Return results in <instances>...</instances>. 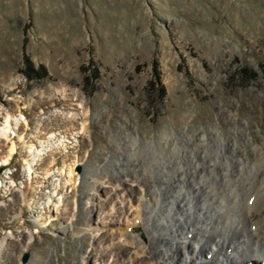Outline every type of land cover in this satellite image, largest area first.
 Masks as SVG:
<instances>
[{
	"label": "rangeland",
	"instance_id": "rangeland-1",
	"mask_svg": "<svg viewBox=\"0 0 264 264\" xmlns=\"http://www.w3.org/2000/svg\"><path fill=\"white\" fill-rule=\"evenodd\" d=\"M2 127L1 264H134L137 242L154 264L216 250L207 264H227L217 240L178 256L160 228L204 223L215 173H264V0H0ZM172 141L203 147L164 171ZM177 170L204 173L208 198L185 175L170 182ZM230 199L211 232L244 226ZM242 252L231 257H264Z\"/></svg>",
	"mask_w": 264,
	"mask_h": 264
},
{
	"label": "bare ground",
	"instance_id": "bare-ground-1",
	"mask_svg": "<svg viewBox=\"0 0 264 264\" xmlns=\"http://www.w3.org/2000/svg\"><path fill=\"white\" fill-rule=\"evenodd\" d=\"M11 121H12V117H10V119L7 122L8 126H9V123ZM8 130H7V127H2L0 129V135L7 137L8 136ZM205 136L206 135L203 134L200 137L202 139H205ZM130 139L132 140L133 144L137 140L135 138H130ZM165 143H168V138H166ZM173 143H174V141H172L171 147H173L175 149L176 146H174ZM202 147H203L202 145L197 144V143H196V146L193 147V145H190L189 142L185 145H180L179 148L175 149V152L172 154L171 157H169L168 159H165V161H168V163H167L168 165H166V164L163 165L164 171H166L167 168L170 171H171V169H174V171H175L176 166H180L181 164H183L182 163L183 158H189L190 159V161H188V165L193 163V161H195L194 159L197 156V155L194 156V154H198V152L200 153L202 150ZM177 149H178V152H177ZM13 150L14 151L16 150L15 145H13L11 148L12 152H14ZM163 150H164V147H163ZM174 156L177 157L178 164L173 163L174 162L173 161ZM207 157H208V155L205 156V158H202V157L197 158L198 159L197 162L199 164H205L204 167H206V168L207 167L210 168L209 162H205V159ZM213 158H214V160H216L215 156ZM170 164H172L173 168L172 167L170 168ZM198 165H197V167H198ZM119 170L122 171L123 168L121 167ZM177 172H178V170H177ZM194 172L193 173L192 172L191 173H181V171H180V175H179V172L178 173H171V178L169 179V181L171 182V180H172V182H174L176 184L178 181H181L182 177H184V175H185L188 178L187 183L189 184L190 189L192 191H194V195H196V193H200L199 195H203L204 197L206 196L208 198V196L210 195L211 192L207 191V188L206 189L204 188L205 184H204V181L202 180L204 173H194ZM215 175L217 177L220 176L219 183L217 182V184H215V182L212 181L214 186L216 187V189L219 192V193L215 192V196H218V201L220 202V204L217 205V203L214 201V199L208 198L210 200V202H213L212 205H215V206H213V208H211V209L209 208L207 210L209 216L204 220V223L200 222L198 220L192 219L191 217L188 216L189 218L188 219L186 218L185 222L189 221L190 223H192L190 225L180 224L181 221L179 219H173V224H171L169 226H166V224H165V225H163L164 227L160 228V229L164 230V231H167V228L170 229V230H168V231H170V234L169 233L168 234L170 236H174L173 241H171V246H172V249L175 248V253L178 256L181 254L182 251H184V249H187V248L192 246V243L189 242V240H191L197 244L198 249L200 250L199 253L201 252L200 254L203 253V250L205 249V247H207L210 244H215V241L217 240L218 244L221 247L220 250H225V252L230 253L229 256H227V264H264V261H262L264 259V257L262 258V260L256 261V263L254 262L255 258H253V257L248 258V256L245 259L243 258L241 260L238 259V260L234 261L237 254H239V253L243 254L242 251H246V252L251 251L250 254L255 253L258 255H264V173L263 174H259V173H215ZM177 176H179V179H180L178 181H176V179H175ZM173 179H175V180L173 181ZM182 181H184V180H182ZM196 185H200V186L196 187ZM210 189L215 191V189L213 187H211ZM230 190H231L232 194L230 193ZM166 193H168V192H165L164 194L166 195ZM207 194H208V196H207ZM229 194L231 195V199H230L231 205L242 206V209L240 211V215H239V217H237V220L240 223H244V226L240 228L237 225V227H235L236 226V224H234L235 222L233 220H230L228 222V224L231 225V228L229 229L228 232L226 231L227 229L225 230V232H223V231H220L219 233L211 232L212 231L211 229L208 230L209 227L210 228L212 227V229H214V227L218 228L219 222H221L220 220L223 219V216H225L226 219L229 218V212L227 210V207L225 206V204H226L225 195L229 196ZM157 195L155 194L154 198H152V200L154 201V207L152 209L159 208L160 199ZM147 197L149 198V201H150L152 196L148 195ZM169 198H174V195H172ZM164 199H166V201H167L168 197H165ZM197 199H199V198L195 199V196H194L193 201L196 200L198 203L199 200H197ZM182 200L183 201L188 200L186 202V205L190 206V203H191L190 198L188 199L187 196L185 195ZM199 203L201 204L202 202L199 201ZM172 204H173V201L169 202L168 205H172ZM205 205H206V203H205ZM135 206H137V205H135ZM138 206H140V205H138ZM163 206H164V204H163ZM221 206H222V210L224 212H221V210H220ZM170 208H172V207H170ZM190 208H192V207H190ZM190 208H187L186 211L182 210V212H186V213L189 212L190 213V211H191ZM201 212H202V210L199 211V213H201ZM170 213H171V211L168 212L167 216H169ZM174 216H176V213ZM133 217H132V219H133ZM230 218L232 219V217H230ZM141 221L142 220H140V218H139V213L137 212L135 214V218L133 220L134 226H130V227H133V231L135 229V226L141 227L139 229L140 231H143L146 229L144 227V225L142 224L143 221L142 222ZM248 225H249V227H248ZM226 226H227V224H226ZM226 228H228V227H226ZM185 230H187V233H184ZM221 230H222V228H221ZM227 233H229V235H227ZM168 234H164L165 238H161L162 235H159L158 240H161L162 242H166L168 239L167 238ZM175 236H178V237H175ZM176 238H177V240L179 238V241L182 240L185 247H182L181 243L179 241H177ZM203 241H204V245L201 246V243ZM4 245H5V242H2L0 244V264L2 261L1 258H2V254L4 251ZM134 245H135V249L138 250L140 253V259H138L136 257L134 259V264H139V262L143 263L146 260L149 261V263L154 264L156 256H154L152 254V252L147 251V249L149 248L147 243L145 244V243L137 242ZM193 250L194 249H192V255H194ZM150 251H152V250H150ZM234 252H239V253H235L236 254L235 257L232 258L231 255ZM127 253H128V255H130V254L132 255V256H130L131 259H133L136 256V254L133 253L134 254L133 255L130 250H128ZM216 253H217V250L216 251H209L207 253V255L205 256L204 260L200 257L199 261H203L204 262L203 264H207V262L210 263V262L214 261V257L216 256ZM200 254H198V255L200 256ZM166 255H168V252H166ZM116 256H117V254H116ZM254 256H256V255H254ZM223 257H224V255H223ZM259 259H261V258H259ZM222 260L218 264H220L222 262ZM214 262H216V261H214ZM163 264H172L171 258H168L166 261H164ZM180 264H197V263H196L195 259L187 258L186 256L183 255L182 258L180 259Z\"/></svg>",
	"mask_w": 264,
	"mask_h": 264
},
{
	"label": "water",
	"instance_id": "water-1",
	"mask_svg": "<svg viewBox=\"0 0 264 264\" xmlns=\"http://www.w3.org/2000/svg\"><path fill=\"white\" fill-rule=\"evenodd\" d=\"M28 257H29V254H25V255H24L23 260H22L23 263H26Z\"/></svg>",
	"mask_w": 264,
	"mask_h": 264
}]
</instances>
